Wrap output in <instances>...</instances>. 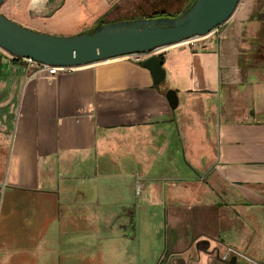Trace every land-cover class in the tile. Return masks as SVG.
<instances>
[{
	"label": "crops",
	"instance_id": "1",
	"mask_svg": "<svg viewBox=\"0 0 264 264\" xmlns=\"http://www.w3.org/2000/svg\"><path fill=\"white\" fill-rule=\"evenodd\" d=\"M123 1L0 12L56 35L151 15L118 17ZM159 58L156 83L126 56L32 75L0 49V264H212L230 246L264 264V0Z\"/></svg>",
	"mask_w": 264,
	"mask_h": 264
},
{
	"label": "water",
	"instance_id": "2",
	"mask_svg": "<svg viewBox=\"0 0 264 264\" xmlns=\"http://www.w3.org/2000/svg\"><path fill=\"white\" fill-rule=\"evenodd\" d=\"M4 0H0V5ZM241 0H194L180 16L139 18L99 23L91 31L56 35L25 27L0 12V47L13 57L32 58L55 66L81 67L132 53H150L159 46L181 43L222 26ZM156 83L165 78L163 61L156 55L142 60ZM174 109L178 98L167 91ZM234 263V261H232Z\"/></svg>",
	"mask_w": 264,
	"mask_h": 264
},
{
	"label": "built area",
	"instance_id": "3",
	"mask_svg": "<svg viewBox=\"0 0 264 264\" xmlns=\"http://www.w3.org/2000/svg\"><path fill=\"white\" fill-rule=\"evenodd\" d=\"M220 37V26L212 29L209 33L205 35H194L187 40L183 41L186 42L192 49H205L213 46V44L219 39ZM172 46V45H171ZM170 46H159L154 48L150 53H132L125 55L136 61H142L144 58L150 55H156L158 57L163 56L164 53L168 50ZM0 49H2L0 47ZM4 50V49H2ZM21 62H24L28 66L34 67V72L32 75H37L42 72H46L50 75H58L63 72H70L77 67L73 66H55L49 65L46 63L38 62L32 58H19L14 57ZM141 187V183L137 180V188L138 190ZM234 261V263L232 262ZM212 264H261L260 262L256 261L252 257H250L245 250L238 249L235 247H227L224 253H220L219 251L216 252L213 256V263Z\"/></svg>",
	"mask_w": 264,
	"mask_h": 264
},
{
	"label": "rangeland",
	"instance_id": "4",
	"mask_svg": "<svg viewBox=\"0 0 264 264\" xmlns=\"http://www.w3.org/2000/svg\"><path fill=\"white\" fill-rule=\"evenodd\" d=\"M188 1L189 0H125L121 4V12L118 17H135L137 15L153 14L159 11L178 16L188 5ZM191 1H189V3ZM2 4L0 5V10L2 9Z\"/></svg>",
	"mask_w": 264,
	"mask_h": 264
},
{
	"label": "trees",
	"instance_id": "5",
	"mask_svg": "<svg viewBox=\"0 0 264 264\" xmlns=\"http://www.w3.org/2000/svg\"><path fill=\"white\" fill-rule=\"evenodd\" d=\"M194 0H192L182 11V13L178 14V16L182 15L193 3ZM158 17H177V15L168 14L167 12H155L151 15H149L147 18H158ZM100 23H103V20H100Z\"/></svg>",
	"mask_w": 264,
	"mask_h": 264
}]
</instances>
